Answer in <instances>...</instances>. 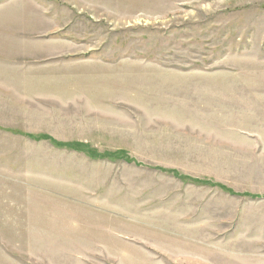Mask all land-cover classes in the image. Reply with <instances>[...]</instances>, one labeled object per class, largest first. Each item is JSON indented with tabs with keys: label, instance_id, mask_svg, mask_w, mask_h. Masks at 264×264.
<instances>
[{
	"label": "rangeland",
	"instance_id": "obj_1",
	"mask_svg": "<svg viewBox=\"0 0 264 264\" xmlns=\"http://www.w3.org/2000/svg\"><path fill=\"white\" fill-rule=\"evenodd\" d=\"M0 264H264V0H0Z\"/></svg>",
	"mask_w": 264,
	"mask_h": 264
},
{
	"label": "trees",
	"instance_id": "obj_2",
	"mask_svg": "<svg viewBox=\"0 0 264 264\" xmlns=\"http://www.w3.org/2000/svg\"><path fill=\"white\" fill-rule=\"evenodd\" d=\"M62 145H64V146H67V147H75V148H80L81 146H77L76 144H70V143H65V144H62Z\"/></svg>",
	"mask_w": 264,
	"mask_h": 264
}]
</instances>
